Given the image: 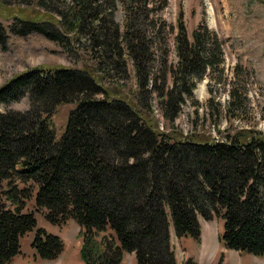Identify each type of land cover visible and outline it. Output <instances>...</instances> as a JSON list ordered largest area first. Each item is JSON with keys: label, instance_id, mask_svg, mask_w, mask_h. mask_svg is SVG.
Masks as SVG:
<instances>
[{"label": "trees", "instance_id": "obj_1", "mask_svg": "<svg viewBox=\"0 0 264 264\" xmlns=\"http://www.w3.org/2000/svg\"><path fill=\"white\" fill-rule=\"evenodd\" d=\"M26 5L44 16L15 18L9 31L0 23L1 50H7L8 33L39 34L73 56L71 41L84 37L123 75L126 59L133 64L138 99L98 98L106 91L91 73L69 67L31 68L0 87V105L30 100L26 112L0 111V264L21 254V239L37 229L36 213L53 225L74 220L80 226L83 264H121L125 252L135 254L137 264H176L169 214L178 238L198 241L200 219L219 218L227 250L263 257L264 133L211 141L162 132L150 116L151 95L157 93L166 120L174 124L197 84L223 72L218 35L203 22L191 41L182 15L178 28L163 20L168 0H30ZM118 11L122 25L115 20ZM172 36L177 65L155 76L152 63L159 56L167 60ZM229 97L237 109L244 106L238 90ZM66 104L76 108L57 141L51 118ZM33 199L34 212H25ZM32 248L41 259L54 261L63 242L37 229Z\"/></svg>", "mask_w": 264, "mask_h": 264}, {"label": "rangeland", "instance_id": "obj_2", "mask_svg": "<svg viewBox=\"0 0 264 264\" xmlns=\"http://www.w3.org/2000/svg\"><path fill=\"white\" fill-rule=\"evenodd\" d=\"M169 6L162 13L168 24L178 28L182 15L188 36L201 23L215 32L223 42L225 62L223 72L219 75H208L197 84L193 98H186L181 112L172 124L167 121L161 108L157 93L151 95L150 116L159 122L163 132H174L184 136L208 140H224L236 134L248 131L264 133V0H168ZM29 1L14 0L11 5L0 2V23L8 30L15 18L37 19L44 16V11L35 6L26 7ZM119 25L123 24V15L118 11L115 17ZM7 50L0 49V87L12 78L36 67L58 68L69 67L84 69L98 81L106 95L98 98H121L137 102L138 84L133 64L127 60V73L122 74L115 64L100 51L92 49L84 37L80 43L71 41L67 49L49 41L39 34L17 37L10 33ZM164 48V45L162 46ZM167 60L159 56L152 66L154 75L163 76L165 71L175 67L178 62L174 36L169 44ZM69 49V48H68ZM160 55V53H159ZM171 75L167 87L171 86ZM159 87H163L161 80ZM238 90L244 106L230 104L229 92ZM137 98V99H136ZM30 108L29 98L18 102L0 105V111L15 110L26 112ZM76 104L61 105L51 118L52 129L57 141L65 132L69 114ZM153 119V120H154ZM162 124V128H161ZM35 201L26 204L25 212H34ZM37 229H43L49 235L60 238L63 251L54 261L41 259L32 248L36 230L21 239V254L10 264H83L80 257L82 229L74 221L63 225L49 223L43 214L36 213ZM171 247L176 264H185L191 260L195 264H264V256L257 257L248 253L227 250L220 238L224 231L222 219L212 221L200 219L201 239L192 237L178 238L169 214ZM110 231L107 232L109 234ZM103 234L99 235L102 237ZM121 264H137L135 254L124 253Z\"/></svg>", "mask_w": 264, "mask_h": 264}, {"label": "built area", "instance_id": "obj_3", "mask_svg": "<svg viewBox=\"0 0 264 264\" xmlns=\"http://www.w3.org/2000/svg\"><path fill=\"white\" fill-rule=\"evenodd\" d=\"M161 128H162V124H161ZM163 129V128H162Z\"/></svg>", "mask_w": 264, "mask_h": 264}]
</instances>
